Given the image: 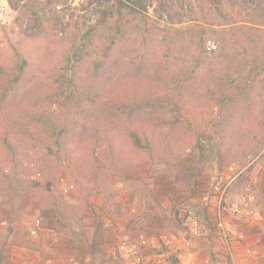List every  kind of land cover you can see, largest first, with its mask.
Here are the masks:
<instances>
[{
    "label": "trees",
    "instance_id": "16d2710c",
    "mask_svg": "<svg viewBox=\"0 0 264 264\" xmlns=\"http://www.w3.org/2000/svg\"><path fill=\"white\" fill-rule=\"evenodd\" d=\"M104 2L54 58L0 46V222L36 202L79 221L92 193L110 195V174L128 177L151 161L176 180L190 149L202 156L204 139L220 159L248 132L264 145V133L252 130L247 102L256 81L236 72L225 43L213 62L196 55L182 31L153 24L152 1ZM243 2L261 8L264 23V0ZM213 8L223 16L221 0ZM176 16L169 13L168 22L182 23ZM188 46L194 66L180 56ZM64 176L83 197L66 205L67 216L46 189ZM94 235L91 248L97 230Z\"/></svg>",
    "mask_w": 264,
    "mask_h": 264
},
{
    "label": "rangeland",
    "instance_id": "374dc122",
    "mask_svg": "<svg viewBox=\"0 0 264 264\" xmlns=\"http://www.w3.org/2000/svg\"><path fill=\"white\" fill-rule=\"evenodd\" d=\"M9 1L0 0V46L10 43L38 59L69 47L105 3L12 0L19 7L14 10ZM150 1L151 22L171 33L182 31L196 55L216 62L225 43L236 72L256 81L247 102L252 130L263 134L261 8L221 0V16L214 0ZM174 12L182 23L168 22ZM190 46L180 56L194 66ZM241 137L222 159L204 139L202 156L190 149L176 180L164 164L151 161L137 164L128 177L110 174V195L92 193L90 207L76 222L42 202L30 211H12L0 222V264H264V145L249 132ZM46 189L66 216L67 204L83 200L67 176Z\"/></svg>",
    "mask_w": 264,
    "mask_h": 264
}]
</instances>
